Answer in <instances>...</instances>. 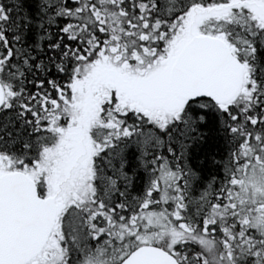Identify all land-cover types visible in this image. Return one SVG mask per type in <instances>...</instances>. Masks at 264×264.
Returning a JSON list of instances; mask_svg holds the SVG:
<instances>
[{"label": "snow or ice", "instance_id": "snow-or-ice-1", "mask_svg": "<svg viewBox=\"0 0 264 264\" xmlns=\"http://www.w3.org/2000/svg\"><path fill=\"white\" fill-rule=\"evenodd\" d=\"M0 264H264V0H0Z\"/></svg>", "mask_w": 264, "mask_h": 264}, {"label": "trees", "instance_id": "trees-1", "mask_svg": "<svg viewBox=\"0 0 264 264\" xmlns=\"http://www.w3.org/2000/svg\"><path fill=\"white\" fill-rule=\"evenodd\" d=\"M215 151H218V149H217L215 146L206 145L205 148H204V149L202 150V152H201V158H203V155H204L205 152H215ZM216 158L219 159L220 156L218 155ZM206 168H207L208 170L212 171V172H215V169H212V167H211L210 161H209V163L206 165Z\"/></svg>", "mask_w": 264, "mask_h": 264}]
</instances>
